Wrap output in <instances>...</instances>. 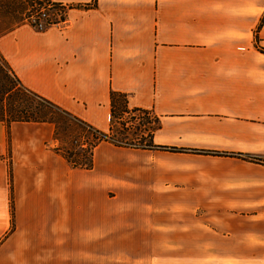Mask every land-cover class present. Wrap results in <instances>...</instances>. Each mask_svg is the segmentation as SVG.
Segmentation results:
<instances>
[{
  "label": "crops",
  "instance_id": "1",
  "mask_svg": "<svg viewBox=\"0 0 264 264\" xmlns=\"http://www.w3.org/2000/svg\"><path fill=\"white\" fill-rule=\"evenodd\" d=\"M51 1L64 21L0 35L13 75L108 135L120 94L159 148L103 141L73 168L53 123L0 122V264H106L107 235H208L193 249L264 264V164L239 157L264 161V0Z\"/></svg>",
  "mask_w": 264,
  "mask_h": 264
},
{
  "label": "rangeland",
  "instance_id": "2",
  "mask_svg": "<svg viewBox=\"0 0 264 264\" xmlns=\"http://www.w3.org/2000/svg\"><path fill=\"white\" fill-rule=\"evenodd\" d=\"M36 10V9H35ZM49 22H58L63 12L48 10L45 11ZM26 23V22H25ZM10 24H3L2 28ZM9 81H13L10 74ZM8 80L0 72V84L8 85ZM0 99L4 105L14 103L16 100L9 94H2ZM32 110L35 117L52 121L55 124L56 134L60 146L65 150H70L86 142H94L93 136L83 131L69 117L45 104L34 100ZM121 109H116L113 121V138L116 141L141 146L149 143L147 132L155 127L153 119L136 113L123 114ZM148 119V122L145 121ZM213 241L208 235L194 236H145V235H107L106 236V264H232L231 258L246 259L252 253L248 251H225V250H205L193 249V246H210ZM175 242V243H174ZM218 246H226L225 237L218 236ZM177 246L190 247L186 249L175 248ZM238 264V263H233Z\"/></svg>",
  "mask_w": 264,
  "mask_h": 264
},
{
  "label": "trees",
  "instance_id": "3",
  "mask_svg": "<svg viewBox=\"0 0 264 264\" xmlns=\"http://www.w3.org/2000/svg\"><path fill=\"white\" fill-rule=\"evenodd\" d=\"M67 6L62 4L54 3L51 0H0V35L5 31L21 24L27 23L33 27V24L30 23L32 18L36 19V23H38V18L41 13L45 14V11L53 10L58 11L60 13L63 12V15L59 17L58 22H49L47 18L43 19L44 27L41 29H36L38 31H43L44 29L48 28L49 26L55 25L59 22L64 21V12ZM36 9V10H35ZM46 15V14H45ZM10 24L6 28H2L3 24ZM0 72L3 73L6 80L9 81V75H11L13 81H9L8 85L0 84V91L2 94H9L13 96L16 100L14 103H10L7 106L4 105L2 99H0V122L4 123L8 126L10 123L13 122H47V120L42 118L35 117V114L32 110V104H34V100L38 103L45 104L49 107L54 108L55 110L60 111L65 116L69 117L72 121L77 123L76 125L80 126V128L88 133L90 136H93L94 142H88L86 140L85 143L78 145L76 147L70 148V150H65L62 147H58L56 150L66 159V161L73 167V168H80L89 170L92 168V154L94 147L103 141H111L117 145H127L133 146L132 144H127L124 142L116 141L113 138V121H114V114L116 109L122 108L123 114H131L132 117L136 115V113H140L143 117L146 116L150 119V116L147 112L141 109H132L128 110L126 105L125 97L111 93V114H112V121H111V134H105L100 132L90 125L83 123L71 116L67 113L61 111L55 105L50 103L49 101L41 98L40 96L26 90L22 87L21 83L18 79L13 75L11 69L9 68L6 61L0 54ZM145 121L148 122V119L145 118ZM50 123L55 124L52 121H48ZM149 124V122L147 123ZM147 136L149 137V143L146 145H141L139 148L143 149H155L159 148L152 144L151 136L147 132ZM173 150V149H172ZM209 153V152H208ZM215 155H221L218 153H212ZM249 161L253 162H260L264 164V161H261L256 158L248 157V156H239Z\"/></svg>",
  "mask_w": 264,
  "mask_h": 264
},
{
  "label": "built area",
  "instance_id": "4",
  "mask_svg": "<svg viewBox=\"0 0 264 264\" xmlns=\"http://www.w3.org/2000/svg\"><path fill=\"white\" fill-rule=\"evenodd\" d=\"M46 18V15L44 13H41L39 18H38V23H36V19L32 18L30 20V23L33 24V28L35 29H41L44 27V22H43V19Z\"/></svg>",
  "mask_w": 264,
  "mask_h": 264
}]
</instances>
